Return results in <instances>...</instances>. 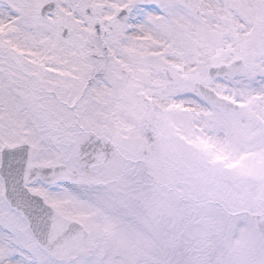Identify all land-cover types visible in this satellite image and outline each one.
<instances>
[{
	"label": "snow or ice",
	"instance_id": "snow-or-ice-1",
	"mask_svg": "<svg viewBox=\"0 0 264 264\" xmlns=\"http://www.w3.org/2000/svg\"><path fill=\"white\" fill-rule=\"evenodd\" d=\"M0 264H264V0H0Z\"/></svg>",
	"mask_w": 264,
	"mask_h": 264
}]
</instances>
